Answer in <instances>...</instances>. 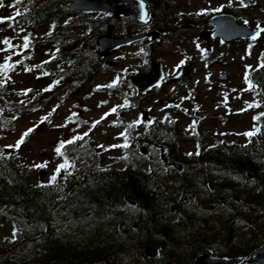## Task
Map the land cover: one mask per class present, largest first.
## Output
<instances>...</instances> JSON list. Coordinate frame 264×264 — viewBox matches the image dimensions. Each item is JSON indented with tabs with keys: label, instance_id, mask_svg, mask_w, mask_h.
Segmentation results:
<instances>
[{
	"label": "trees",
	"instance_id": "obj_1",
	"mask_svg": "<svg viewBox=\"0 0 264 264\" xmlns=\"http://www.w3.org/2000/svg\"><path fill=\"white\" fill-rule=\"evenodd\" d=\"M70 1L22 0L17 4L12 0L9 4L12 19L5 17L0 26L7 24V30L20 26L16 32L22 35L23 43L13 45L7 38L0 40V142L16 121L52 102L61 106L76 99L98 75L102 60L91 50L96 44L93 46L87 38L99 33H95L97 27L113 28L116 22L110 17L99 22L85 21L90 16L75 13L68 7ZM143 1L151 28L162 30L172 14L170 1ZM234 11L224 6L215 14ZM63 19L71 22L61 27ZM190 19L185 17L184 23ZM125 21L128 26L121 35L131 34L139 26L135 20ZM42 24H48L49 29L36 39L31 30ZM81 26H87L89 37L66 34L68 28ZM38 43L50 48L48 58L40 67L28 70L43 87L16 94L18 104L8 102L7 97L14 94L11 73L35 55ZM262 62L264 46L257 65L244 71L252 94L244 112H240L250 115V128L243 134L245 142L235 136L208 144L203 132L188 136L173 120H158L154 127L150 122L130 127L121 112L140 110L149 97L138 96L133 88L131 94H125L113 85L103 91L123 100L116 110L119 116L114 126L124 128L120 145H128L118 147L115 166L100 168V154L105 149L98 150L78 134L87 124L76 118L65 126L70 134L59 139L56 146L66 142L61 149L63 155L56 152L62 160L58 166L65 167L60 169L55 183L50 178L58 166L47 181L33 183L30 169L18 162V147L13 150L0 145V228L7 230L4 237L0 236V264H193L204 251L234 257L248 255L263 246ZM187 67L188 74L191 68ZM181 84H187L184 78ZM91 95L87 92L85 96ZM40 124L22 136V144L40 130L55 129L50 123ZM248 132L254 134L245 135ZM151 137L158 142L154 144L152 163ZM70 140L73 142L67 143ZM189 140L196 143L199 154H184L181 143ZM143 144L147 147L145 153ZM164 162H171L172 166L166 169ZM172 162L180 164L181 169ZM174 206L177 209L172 213ZM149 247L160 249L161 256L147 258L145 250Z\"/></svg>",
	"mask_w": 264,
	"mask_h": 264
},
{
	"label": "rangeland",
	"instance_id": "obj_2",
	"mask_svg": "<svg viewBox=\"0 0 264 264\" xmlns=\"http://www.w3.org/2000/svg\"><path fill=\"white\" fill-rule=\"evenodd\" d=\"M11 1H4L3 6L0 7V15L3 18L9 17L8 7ZM169 1L172 6L169 21L165 23L162 30L153 29L160 31L159 38L151 37L145 39L146 41L142 44L119 51L108 58L112 67L106 63L100 65L94 83L86 88L84 94L66 101L61 106L52 102L42 107L41 111L22 117L14 123L12 130L3 133L4 139L0 145L3 148H10L9 145H15L25 132L41 125L40 122L50 123L52 128H55L38 131L36 137L25 145L19 144L18 149L15 150L19 156L18 162L30 169L33 183L39 180L40 172L45 174L44 181H47L58 163H62L55 149L58 140L65 139L70 134L65 126L75 118L87 124L78 131V134L83 135L84 139L90 141L98 150L105 149L100 154L101 158H112L120 154L118 147L114 146L123 142L124 128L119 129L114 126L115 122H118L119 115L111 110L120 108L123 100L116 96H108L102 89L108 85H117V88L125 94H131V88H133L131 79L148 73L152 60L163 65L167 80L182 67L184 70L179 80L164 84L161 91L150 96L142 109L121 112L120 116L125 118L128 125L139 126L144 123V117L150 120L152 116L156 118L154 120L161 121H165V117H168L176 121L188 136H197L203 132V135L208 138V144L232 140L235 136L239 141L245 142L243 134L250 128L251 121L250 115L240 114V112H244L246 104L251 101L252 94H249L244 71L246 67L257 65L264 39L256 44L248 41L223 44L219 39L212 37L214 27L209 20L215 15L223 14H215L218 12L217 9L220 11L224 6H229L235 9L232 15L238 23L246 24L245 21H247L253 29L261 31L260 29L264 28V0H243V3L241 0ZM185 17L191 18L189 23H184ZM102 18L104 17L90 15L85 21L99 22ZM70 22L71 19H63L59 25L65 27ZM7 26V24L0 26V40L7 38L13 45L23 43L22 35L16 32L20 26L10 30H7ZM127 26L128 23L125 20L116 23L111 29L112 36H122L121 32ZM107 27V25L97 27L95 33L99 32V35L95 34L94 38H87V41L94 46L97 39L106 34ZM21 29L25 28L21 27ZM48 29V24H42L38 29L31 30V33L36 36V39H41ZM89 32L87 26L66 30V34H75L80 38L89 37ZM139 32L141 29L137 27L132 34ZM37 45L39 49L35 55L11 73L14 94L7 97L8 102L18 104L20 99L16 94L25 93L29 89L40 90L43 87L41 81L36 79L37 76L30 72L28 67H40L48 58L46 53L50 51V48L42 43ZM209 48H211L210 51H208ZM98 49L97 45L91 48L95 53ZM2 56L3 53L0 54V58ZM187 65L191 68L188 74L184 73L185 67L188 70ZM52 67L57 68L56 65ZM224 75L227 77L225 80L222 79ZM181 78H184L186 85L181 84ZM87 92L92 95L86 97ZM143 113H145L144 116ZM184 113L191 114L193 118ZM142 139L146 140V138ZM155 140L156 138H152L151 142L157 145L158 142ZM181 146L184 154L197 155L196 143L193 141H184ZM141 148L147 147L143 144ZM107 150H111L112 153L102 155ZM153 150L154 147L151 146V152ZM45 162H47L46 167H35ZM225 216L222 215L223 218ZM6 232L5 227L0 228L1 237H4Z\"/></svg>",
	"mask_w": 264,
	"mask_h": 264
},
{
	"label": "water",
	"instance_id": "obj_3",
	"mask_svg": "<svg viewBox=\"0 0 264 264\" xmlns=\"http://www.w3.org/2000/svg\"><path fill=\"white\" fill-rule=\"evenodd\" d=\"M68 7L77 13L84 15H105L111 16L115 20L121 18H132L140 24H146L149 12L146 3L143 0H74L68 3ZM209 23L214 27L212 37L220 39L224 44H230L239 41L257 42L262 38V32L253 29L248 23L240 24L237 22L234 15L223 13L213 16ZM259 32L260 35L255 39L252 37ZM107 35L101 36L98 39L100 50L97 56L105 59L118 52L123 47H129L137 42L143 41L149 37L157 39L160 37V31H150L146 29L138 34L114 37L111 35V29L107 30ZM211 48L208 49L210 51ZM112 64V63H111ZM182 70L171 76L166 84L172 81L179 80ZM165 72L163 65L160 62L152 60L151 70L149 73L134 77L132 79L135 90L139 95L151 93L154 89L162 87L165 80ZM223 80L227 79L224 75ZM113 160L103 158L100 162V168L112 166ZM45 174L40 172V181H43ZM132 204L133 201L129 199ZM175 209L172 210L174 212ZM146 255L149 258H158L161 256L160 249L147 248ZM264 264V245L244 256H220L215 255L210 251H204L193 264Z\"/></svg>",
	"mask_w": 264,
	"mask_h": 264
},
{
	"label": "snow or ice",
	"instance_id": "obj_4",
	"mask_svg": "<svg viewBox=\"0 0 264 264\" xmlns=\"http://www.w3.org/2000/svg\"><path fill=\"white\" fill-rule=\"evenodd\" d=\"M22 2V0H16V3L18 4V3H21ZM241 3H243V0H241ZM3 6V3H2V0H0V7H2ZM13 7L15 6V5H12ZM217 11H219V9H217ZM17 15H19L20 13L19 12H17L16 13ZM7 19H12L11 17H9V18H7ZM5 21V18H0V23H3ZM245 23H248L247 21H245ZM261 31H264V29H262ZM260 35V33L259 32H257L256 33V35L255 36H253L252 38L253 39H255L256 38V36H259ZM25 46H27V45H25ZM262 66H264V62H262ZM246 79H247V77H246ZM112 85H108V87H111ZM112 112H116V108H113L112 110H111ZM45 119H47V118H45ZM130 127H131V125H130ZM34 129H29L27 132H25L23 135L24 136H27L31 131H33ZM254 133L253 132H248V133H245V135H247V136H252ZM76 139H82V137H76ZM73 141H68L67 143H72ZM21 143H23V138L20 140V141H18L15 145H9L8 147H18L19 146V144H21ZM65 143L66 142H63V141H61V143L59 144V146L55 149V151L58 153V154H60V155H63V153L61 152V149L65 146ZM114 147H128V145H127V143H125L124 145H116V146H114ZM196 154H199L198 152L196 153ZM189 155H191V153H189ZM46 164H47V162H45L44 164H39V165H35V167H37V168H43V167H46ZM65 167V165L64 164H61V165H59L58 167H57V169L55 170V174L50 178V181L52 182V183H55V181H56V179H57V175L59 174V172H60V169L61 168H64Z\"/></svg>",
	"mask_w": 264,
	"mask_h": 264
},
{
	"label": "flooded vegetation",
	"instance_id": "obj_5",
	"mask_svg": "<svg viewBox=\"0 0 264 264\" xmlns=\"http://www.w3.org/2000/svg\"><path fill=\"white\" fill-rule=\"evenodd\" d=\"M154 94V92L153 93H151V96ZM181 113H182V111H181ZM186 116H191V114H188V113H184ZM191 118H193V116H191ZM151 119H152V121H151V126H153V123H156V121H158V120H154V119H156V118H154V117H152L151 116ZM164 120H170V119H168V117H165V119ZM151 141H152V138H151ZM151 146H153V147H155L154 146V144L151 142ZM155 156V154L153 153V152H151V163L153 162V157ZM163 160H165L166 161V158L165 157H161ZM171 164V162H164V166H165V168L167 169V167H170V166H172V165H170ZM172 164L173 165H176V168L177 169H181V165L180 164H176V163H174V162H172ZM184 168H185V166H184ZM175 209V208H174ZM176 212V211H175ZM174 212V213H175Z\"/></svg>",
	"mask_w": 264,
	"mask_h": 264
},
{
	"label": "bare ground",
	"instance_id": "obj_6",
	"mask_svg": "<svg viewBox=\"0 0 264 264\" xmlns=\"http://www.w3.org/2000/svg\"><path fill=\"white\" fill-rule=\"evenodd\" d=\"M262 54H263V53H262ZM191 200H192V199H191ZM174 208H175V211H176V209H177L176 206H174V207L172 208V210H173ZM172 210H171V212H172ZM175 211H174V212H175ZM174 212H172V213H174Z\"/></svg>",
	"mask_w": 264,
	"mask_h": 264
}]
</instances>
